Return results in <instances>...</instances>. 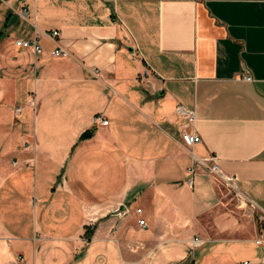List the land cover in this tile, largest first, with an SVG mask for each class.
Listing matches in <instances>:
<instances>
[{
	"label": "crops",
	"instance_id": "crops-1",
	"mask_svg": "<svg viewBox=\"0 0 264 264\" xmlns=\"http://www.w3.org/2000/svg\"><path fill=\"white\" fill-rule=\"evenodd\" d=\"M199 160L264 218V0H0V264H264Z\"/></svg>",
	"mask_w": 264,
	"mask_h": 264
},
{
	"label": "rangeland",
	"instance_id": "rangeland-1",
	"mask_svg": "<svg viewBox=\"0 0 264 264\" xmlns=\"http://www.w3.org/2000/svg\"><path fill=\"white\" fill-rule=\"evenodd\" d=\"M32 106V105H31ZM20 111V107L15 109ZM219 187L222 208L224 209L223 222L214 228H207L208 239H242L260 234L264 230V218L247 201L235 194L221 179H216Z\"/></svg>",
	"mask_w": 264,
	"mask_h": 264
},
{
	"label": "built area",
	"instance_id": "built-area-1",
	"mask_svg": "<svg viewBox=\"0 0 264 264\" xmlns=\"http://www.w3.org/2000/svg\"><path fill=\"white\" fill-rule=\"evenodd\" d=\"M56 36H57V33H53L51 35V37H56ZM38 38H39V36L36 34L32 41L17 40V41H15V45L17 47H21V48H29L30 47V48L33 49V51L36 54H39V53H41V49H40V47L37 44V39ZM52 55L54 57L65 56L66 52H65L64 49L58 47L57 49H55L52 52ZM148 70L144 71V73H143L144 76L147 75ZM94 72H96V71H94ZM238 77L242 81H246V82H251L252 81V77H251L250 73L248 71H246V70L242 71V73ZM32 106H34V103H33ZM18 112H19V110L17 109L16 113H18ZM176 113L179 116L184 117L187 120V124H192L194 122V120H195L193 112L185 109L181 105H178L176 107ZM99 120H100V117L95 119L96 122H99ZM100 123H101V125H106L107 121L102 120ZM181 141L186 147L190 148L193 145H195V144L200 142V137L198 135L194 134V133H189L187 131H184V132L181 133ZM206 163H207V160H199L197 165L199 167H202V168H205L206 170H208L209 173L211 175H213L215 178L221 179L227 185V187L229 186V188H231L232 190L235 189L234 184H233L234 183V181H233L234 179H232V178H223V176H222V174L220 172V169H219L217 164H212V165L208 166V165H206ZM189 184H191V182H189ZM137 212H139V210H137ZM138 224L139 225H144V221L140 220L138 222ZM202 243H203L202 240L195 238L192 241V247L194 248L196 246L201 245ZM256 243L259 244L260 241H256ZM241 264H248V263L244 262V263H241Z\"/></svg>",
	"mask_w": 264,
	"mask_h": 264
},
{
	"label": "water",
	"instance_id": "water-1",
	"mask_svg": "<svg viewBox=\"0 0 264 264\" xmlns=\"http://www.w3.org/2000/svg\"><path fill=\"white\" fill-rule=\"evenodd\" d=\"M91 137V133L87 130L85 132L82 133V135L80 136L79 140H85L87 138ZM123 209L121 207H119V209L117 211H115L113 214L114 215H122L123 214Z\"/></svg>",
	"mask_w": 264,
	"mask_h": 264
}]
</instances>
